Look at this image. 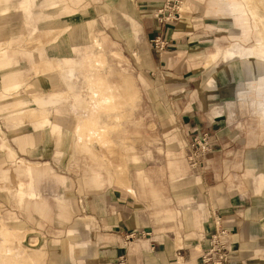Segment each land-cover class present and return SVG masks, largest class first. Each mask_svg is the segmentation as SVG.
<instances>
[{"label": "crops", "instance_id": "0c3cea01", "mask_svg": "<svg viewBox=\"0 0 264 264\" xmlns=\"http://www.w3.org/2000/svg\"><path fill=\"white\" fill-rule=\"evenodd\" d=\"M66 1L73 3L72 15L65 14ZM164 1L0 0V82L11 91L30 80L42 93L34 95L40 110L24 99L0 106V132L12 136L9 144L4 142L10 152L3 154L0 148V163L21 157L39 167L49 164L41 148L49 147L50 140H35L32 126H26L23 141L34 148L19 155L18 123L36 119L62 138L61 124L52 122L50 114L64 101L66 107L80 109L75 145L110 171V163L122 161L108 157L111 132L127 136L134 129L133 106L141 100L135 130L143 135L132 140L138 157L134 167L128 164L126 172L121 163L114 168L117 175L93 174L95 181L101 178V188L92 184L90 190L56 191L57 215L65 216L59 205L64 202L73 211L72 220L48 225L56 239L42 238L40 250L31 249L42 255V264L44 258L46 264H111L120 256L128 264H204L201 255L216 225L230 232L233 264H264V138L247 119L253 108L244 91L253 93V111L264 123V75L243 69L250 62L264 71V59L253 55L264 44V0H184L182 17L161 24L155 12ZM219 13L230 15L241 31L231 35L235 42L229 48L220 42L236 26L224 27L226 17ZM156 36L167 39L163 50L155 49ZM130 63L135 78L124 72ZM54 75L64 85L49 93ZM143 101L150 111L146 116L152 117L148 122ZM204 132L211 135L213 149L203 164L193 167L192 143ZM60 140L53 145L65 146ZM97 143L105 155L93 148ZM27 172L35 175L38 169L28 167ZM22 186L0 189V206L9 211L8 236H22L12 238L10 246L34 233V224L18 222V196L42 209L46 203L37 202L36 194L49 193ZM70 227L73 242L66 238ZM1 233L0 227L2 252ZM23 257L34 261L31 253Z\"/></svg>", "mask_w": 264, "mask_h": 264}, {"label": "rangeland", "instance_id": "374dc122", "mask_svg": "<svg viewBox=\"0 0 264 264\" xmlns=\"http://www.w3.org/2000/svg\"><path fill=\"white\" fill-rule=\"evenodd\" d=\"M70 4L71 6L73 5V3L66 1L65 14L67 15H72L74 11L73 10L74 8L72 9L70 8ZM184 12L185 11H184V3H183V13ZM220 15H223L226 17V20L223 21L224 27L228 28L234 25L236 26V28L234 27L233 29L227 30L225 39L223 41L221 40L220 42L221 44L225 46V48H229L235 42V40L232 39L231 35H238L239 33H241V31L238 28V26L235 24L233 18L230 15H224V14H220ZM256 16L258 19L261 20V18L258 15ZM165 24H169V23H165ZM165 40L167 41V39ZM75 54L77 58L78 55L76 52ZM253 55H254V58L264 59V44L258 47V55L256 56L254 53ZM237 59L240 60V58L238 57ZM126 62L129 63L128 60L125 59L124 63L127 64ZM232 63L233 61L231 59H228V60L225 59V64L232 65ZM125 64L123 67L126 68L127 70H125L124 72L125 73L128 72V74H130L131 77L133 76L135 78L137 76V73L135 72L136 68L133 67L131 63H130V66L125 65ZM227 68H230V67H227ZM117 69L118 68H114L115 75L116 74L119 75L118 73L119 71ZM231 69H234V68H231ZM56 76L54 75L55 80L53 84L52 83L50 84L49 93L59 90L64 85L61 82V80H59L58 76L57 77ZM138 84L140 87V82H138ZM35 87H36V84L32 83V81L29 80V82H26V81L20 82L18 88L11 90V91H7L5 89V84L3 82H0V106L12 107L11 103L14 101V99L17 100V103L20 100L24 99V101L26 100L28 102V106L30 108H33L35 110H40L39 108L40 106L34 101V95L42 94V93L37 92V89ZM244 91L246 92V94L248 93L246 95V100L248 102L247 103L248 108L251 107L253 108V110L254 109L256 110V107L254 106L253 101H252L253 100L252 96H254L253 93H249L251 92V90L249 89H246ZM136 102L137 101H135L133 108L136 105L139 106V103L141 105V100L137 104ZM137 106L134 109V113H135L133 115L134 120L131 122V123H136V124H133V125L130 124L131 125L130 127L133 126L134 129L130 130L127 136L123 135V132H121L120 130L111 132V140L113 141L114 144H113V147H110L109 149L108 157L114 158V159L118 157L122 159V161H119L117 164L110 163L112 165L110 171H112V173L115 175L119 174V173L113 172L116 170L114 168L117 165L122 163L124 165L125 171L128 172L129 171L128 164L130 167H134V163L132 161L135 162V160H138V157L136 155L135 142L132 141L134 138L141 137V134H142L141 132H138V131L136 132L135 130L139 126L137 125L138 121L136 119L137 117L136 110L138 108ZM142 106H144V108L142 109L143 116H146L145 112H148L149 110L146 109L145 106L147 107L148 104L146 102L144 104V101H143ZM127 107L131 109L130 106H127ZM59 108L60 109H58V111L56 110V108L52 109L50 118L52 122H58L61 124V129H62V132L64 133V137L62 138H60L61 135L59 134L61 132L58 133V132L51 131L49 124L46 126L37 125L38 122L36 121V119L28 118L24 122L18 123V125L21 128L17 131V140H18L17 142L19 144V147L17 149L19 151V155H20V152L23 154H29L30 152L29 149L34 148V147L27 148L26 146H24V141H23L27 137V133H29V130H26L27 129L26 126L27 125L32 126L33 128L32 134H34L33 137L35 140L37 141L50 140L49 147L41 148V149H44L43 155L49 158L50 160L49 164H45L44 167H39L41 164H32L30 162H27V160L22 159L21 157L18 158V161H12V162L3 161L0 163V170L2 171V174L0 175V189L2 190L10 189L11 190L10 187H12L13 189L20 190V183L22 182L23 183L22 187L24 188V190H49V193L47 194L45 193L42 194L41 192H40L41 194L40 193L36 194L37 199L35 200H37V202L46 203L44 204V207L42 205V209L34 208L33 205L30 206V204L26 205L25 201L20 202V198L18 196V216L17 218H18V222L20 226L25 225V223L27 222H29L30 224H34L35 226H34V233L31 234L30 238H27L25 236L21 239V241L18 240L16 245L12 244L10 246L9 243L13 242V240L16 237H20L21 235L19 234L20 236H8V231H11V230L5 225H8L7 221L9 219V211L5 209L6 206H3V205L0 206L2 209H5L4 211H2V209L0 210V221L2 222L0 227L3 230L4 235H5V239H4V235L1 233L4 239V244H3L4 251L1 252L0 250V254H2L0 258V264H42V261H43L42 255L38 252L31 251V249L40 250L41 245H42V242H41L42 238L49 237V236L50 238L52 237L55 238L51 234L52 231L47 230L48 225H55V223H61V224L65 223L67 225L68 223H71V220H72L71 215L73 211L70 210V208L68 209V206L70 207V205H68L67 203L66 204L64 202L59 203L60 207H63L66 209L65 213L63 214L65 216L59 217L57 215L58 212H57L56 207L58 206L59 196L55 194L56 191L57 190H90V188L92 187L91 186L92 184H95L96 186H98L97 188H101L103 184L102 182L99 181L101 180V178L95 181L94 179H92V175L97 174L99 177H104L109 174L107 172H110L107 170H102V168H100L102 166L100 162L97 163V161L94 159V157L89 152L79 150L78 146L75 145L74 143L79 140L78 135L76 133L75 125L78 122L77 115H79L80 109L72 110L69 107H66V104L64 103V101L61 102ZM253 110H251L253 114L247 115V119L251 118L253 123L257 124V128H258L257 133L259 135H262L264 138V123L262 121L263 118L259 114L258 110L256 111L257 113H255ZM28 115H32V114L30 113ZM145 119L148 122L150 121V119L152 120V117L151 115L147 114ZM3 126L8 127L9 125H5L4 123ZM67 134H70L69 138L65 137V135ZM0 136H1L0 144L3 143V145L0 147L3 150L1 152L3 154L6 152L9 153L10 147L4 144V142L9 144L12 136L10 135L9 132H6L5 130H2L0 132ZM58 139L59 140L63 139V141L61 140L60 141L64 142L66 145L65 146H57V145L54 146L53 140L55 144V142H57ZM128 144H130V146H128ZM93 148H95L96 151L102 152L100 151V146L98 143L94 145ZM112 150H114L115 152L114 155L110 154ZM102 154L105 155V153L103 152ZM123 160L126 161L127 163H123ZM28 167H35L38 169V172L35 173V175L30 174V173L28 174L27 172ZM115 181L121 182V179H116ZM94 189H96V187ZM42 198H44L45 200L43 201ZM22 230L26 232V228L21 229V231ZM73 233L74 232L71 231V227H70L68 230V235H66V238L71 240V242H73V240L75 239V234ZM0 241H1V237H0ZM55 243H59V242L55 241ZM69 244H68V249L70 246ZM29 253L33 255L34 263L33 262L31 263V261L28 258L23 257L25 255H29ZM121 258H125V257L120 256L115 262L111 264L117 263ZM43 264H46L45 258H44Z\"/></svg>", "mask_w": 264, "mask_h": 264}, {"label": "built area", "instance_id": "2783aa9c", "mask_svg": "<svg viewBox=\"0 0 264 264\" xmlns=\"http://www.w3.org/2000/svg\"><path fill=\"white\" fill-rule=\"evenodd\" d=\"M183 3L184 0H165L156 10L155 18L161 24L178 21L183 15ZM152 41L157 50L164 49L168 44L161 36H156ZM212 149L211 135L208 132L196 136L189 154L191 165L197 167L203 164ZM229 236L230 232L226 228L216 225L209 238V245L201 255V260L204 264H233L230 254ZM115 264H127V260L121 258Z\"/></svg>", "mask_w": 264, "mask_h": 264}, {"label": "bare ground", "instance_id": "6f19581e", "mask_svg": "<svg viewBox=\"0 0 264 264\" xmlns=\"http://www.w3.org/2000/svg\"><path fill=\"white\" fill-rule=\"evenodd\" d=\"M248 3V2H247ZM243 5V4H242ZM245 5V4H244ZM243 5V6H244ZM240 6V5H239ZM237 7H238V5H237ZM231 8V7H230ZM234 8V7H233ZM247 9V8H246ZM256 9V8H255ZM248 12V11H247ZM253 12H255V10H253ZM256 13V12H255ZM243 14V13H242ZM257 21L258 22H260L261 23V20L260 19H258L257 18ZM251 64V65H250ZM254 63H248V65L246 66V67H244L243 69L246 71V73L248 74V75H252V76H254V75H264V71H263V68H262V66L261 65H257L256 67H254V65H253ZM260 64V63H259ZM88 117V116H87ZM86 117V118H87ZM88 119V118H87ZM89 120V119H88ZM89 124H90V122H89ZM82 125H83V122H82ZM90 133V132H89Z\"/></svg>", "mask_w": 264, "mask_h": 264}]
</instances>
